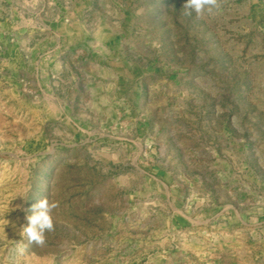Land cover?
<instances>
[{"label":"rangeland","instance_id":"obj_1","mask_svg":"<svg viewBox=\"0 0 264 264\" xmlns=\"http://www.w3.org/2000/svg\"><path fill=\"white\" fill-rule=\"evenodd\" d=\"M183 3L0 0V264H264V0Z\"/></svg>","mask_w":264,"mask_h":264},{"label":"clouds","instance_id":"obj_2","mask_svg":"<svg viewBox=\"0 0 264 264\" xmlns=\"http://www.w3.org/2000/svg\"><path fill=\"white\" fill-rule=\"evenodd\" d=\"M219 8V0H184L182 13L197 19L202 18L205 11L211 12ZM58 207V202L49 201L47 197L40 199L32 205L31 215L26 217L27 225L22 227V235L27 238L28 244L18 242L16 251L23 254L28 245L35 244L43 247L46 243V233L54 231L53 211Z\"/></svg>","mask_w":264,"mask_h":264}]
</instances>
